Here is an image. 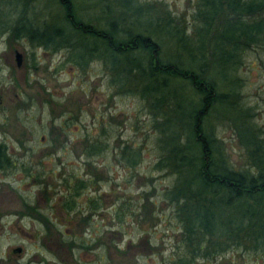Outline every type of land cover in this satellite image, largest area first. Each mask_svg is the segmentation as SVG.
I'll return each mask as SVG.
<instances>
[{
	"label": "rangeland",
	"instance_id": "1",
	"mask_svg": "<svg viewBox=\"0 0 264 264\" xmlns=\"http://www.w3.org/2000/svg\"><path fill=\"white\" fill-rule=\"evenodd\" d=\"M45 1L27 9L29 15L41 10L34 12L40 14L39 23L56 8L52 0ZM137 1L167 9L188 23L196 0ZM13 3L8 7L19 14L21 5ZM15 51L22 55L19 66ZM67 55L0 32V141L12 161L23 162L25 169L34 165L37 171L44 170L53 191L63 189L61 177L57 179L60 171L62 175L84 172V179H91L77 197L83 206L66 214L71 220L68 228L61 223L52 229L50 223L43 227L17 211L23 201H34L41 213L50 215L54 212L47 205L59 210L61 194L43 198V185L26 177L21 166L0 171V264H168L182 251L181 225L173 205L162 196L175 174L167 160L163 168L155 167L166 151L160 149L158 128H151V112L137 95L117 92L100 59L80 69L66 62ZM236 73L240 84L235 87V101L241 108H250L251 121L264 137V45L244 51ZM217 79L216 88L227 91ZM178 86L174 82L169 88L175 91L176 101L185 105L190 87ZM203 125L219 144L218 156L235 169L246 167L228 108L214 106ZM97 140L104 149L83 155V147ZM192 264H264V251L233 247L217 258H198Z\"/></svg>",
	"mask_w": 264,
	"mask_h": 264
},
{
	"label": "trees",
	"instance_id": "2",
	"mask_svg": "<svg viewBox=\"0 0 264 264\" xmlns=\"http://www.w3.org/2000/svg\"><path fill=\"white\" fill-rule=\"evenodd\" d=\"M40 1L2 0L0 32L8 31L11 39H25L51 52L63 50L68 53L66 62L80 69L100 59L117 92L137 95L151 112V128H158L160 149L166 151L155 167L163 168L167 160L175 174L162 196L173 205L181 225L182 251L168 264L214 259L233 247L264 251V137L251 121L250 108H241L235 101L242 54L264 45V0H196L188 23L167 9L137 0H52L53 14L39 23L40 14L34 13L39 10L29 15L27 9ZM5 2L20 4L19 14ZM217 77L227 91L216 88ZM174 82L180 89L190 87L185 105L176 101L175 91L169 88ZM217 105L232 113L246 167L235 169L218 156L219 144L204 130V118ZM103 149L97 140L81 152L91 156ZM8 152L0 141V171L20 166L24 170V163L12 161ZM130 159L133 164V156ZM81 162L84 167V157ZM33 166L24 170L26 177L43 185L47 199L61 194L66 214L83 206L77 197L91 183L84 172H58L63 189L53 191L44 170ZM24 206L17 215L48 226L50 219L37 204Z\"/></svg>",
	"mask_w": 264,
	"mask_h": 264
},
{
	"label": "flooded vegetation",
	"instance_id": "3",
	"mask_svg": "<svg viewBox=\"0 0 264 264\" xmlns=\"http://www.w3.org/2000/svg\"><path fill=\"white\" fill-rule=\"evenodd\" d=\"M41 193L43 194V198H47V196H48V193L46 192V190H41ZM50 194H51V192H50ZM40 195V192L38 191V196ZM55 195H57V194H54V196ZM51 200V199H50ZM24 201L22 202V207H21V209L20 210H23L24 209ZM32 204L33 205H36L37 204V202H34V201H32ZM48 206V208L50 209V210H52L54 213H51L50 212V215H47V216H50L49 217V219H50V222L49 223H51V225L54 227V228H56L57 229V225H61V223H62V227H64V228H68V226H69V224H71V220L68 218H66V212H64L63 210H62V208H61V206H60V209L59 210H57V207H56V205H53V207L52 206H50V205H47ZM39 207V206H38ZM61 213H62V216L63 217H61ZM25 214V213H24ZM59 214V215H58Z\"/></svg>",
	"mask_w": 264,
	"mask_h": 264
},
{
	"label": "water",
	"instance_id": "4",
	"mask_svg": "<svg viewBox=\"0 0 264 264\" xmlns=\"http://www.w3.org/2000/svg\"><path fill=\"white\" fill-rule=\"evenodd\" d=\"M14 57H15L16 65L19 66L20 63H21V58H22L21 53L15 51V52H14ZM19 250H20L19 248H14V249H13V251H19Z\"/></svg>",
	"mask_w": 264,
	"mask_h": 264
}]
</instances>
